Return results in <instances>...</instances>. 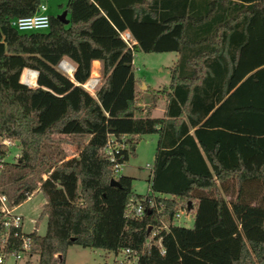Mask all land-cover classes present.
I'll list each match as a JSON object with an SVG mask.
<instances>
[{
	"label": "trees",
	"instance_id": "1",
	"mask_svg": "<svg viewBox=\"0 0 264 264\" xmlns=\"http://www.w3.org/2000/svg\"><path fill=\"white\" fill-rule=\"evenodd\" d=\"M40 2L0 0V141L19 146L17 159L1 162L0 187L15 184L19 202L39 180L44 198L45 230L30 234L37 259L26 264H65L71 244L135 251L124 264H264V0H67L66 23L48 14L45 30L9 24ZM138 51L177 54L167 85L146 88L165 98L162 118L134 116ZM61 58L74 65L71 77L56 69ZM94 60L100 80L91 95L78 84ZM24 68L37 72L34 87L19 82ZM149 133L157 135L154 207L144 202L141 218L126 219L128 198L141 195L127 175L109 184L101 150L108 136H123L124 162L134 137ZM77 135L87 139L75 157L46 151ZM4 152L0 143V159ZM179 208L191 212V226L169 224L153 238L159 244L144 246L147 228Z\"/></svg>",
	"mask_w": 264,
	"mask_h": 264
},
{
	"label": "rangeland",
	"instance_id": "2",
	"mask_svg": "<svg viewBox=\"0 0 264 264\" xmlns=\"http://www.w3.org/2000/svg\"><path fill=\"white\" fill-rule=\"evenodd\" d=\"M46 5V12L49 15L57 16L64 11V6L67 0H42ZM173 61V52H135L133 56V75L137 80L136 84H140V80L145 81L147 85L157 88L158 86L168 83V68ZM90 77V74H89ZM100 80V77L98 78ZM97 86V85H96ZM34 87V86H33ZM144 86L141 85V89ZM143 97L141 94L139 96ZM85 135H77L68 137V143H60L52 145L51 148L46 149L48 152L60 153L63 157L69 155L70 152H77L80 146L86 141ZM135 146L133 152L128 153L126 160L121 164L120 172L132 178L131 191L135 194L143 195L148 190V176L149 167H151L153 153L155 149L156 134H141L135 137ZM125 141V139H124ZM64 149L69 154H65ZM19 157V146L17 141L11 140V144L5 147L3 161H14ZM48 170L46 166H42L40 173ZM1 175V174H0ZM4 179H5V174ZM2 175V176H3ZM1 178V177H0ZM15 184L5 182L3 184V191L6 195L11 196L12 188ZM227 198L226 196H224ZM44 202V198L39 191L34 192L24 200H22L17 207V212L23 216V230L28 231L34 222L36 233L43 235L45 230V216L38 217L40 206ZM164 225L176 224L179 226L190 227L192 224L191 212H183L177 219H170L162 217ZM37 259V254H32L27 258H22L16 264H26L27 262H34ZM115 260H122L124 264L127 259L121 253L114 254L111 251H106L98 248L81 247L76 244L68 245L64 253L65 264H112ZM125 260V262H124ZM117 263V262H116ZM118 264V263H117ZM127 264H134V260H129Z\"/></svg>",
	"mask_w": 264,
	"mask_h": 264
},
{
	"label": "built area",
	"instance_id": "3",
	"mask_svg": "<svg viewBox=\"0 0 264 264\" xmlns=\"http://www.w3.org/2000/svg\"><path fill=\"white\" fill-rule=\"evenodd\" d=\"M9 24L14 27L17 31L20 32H29V31H40L45 30L48 27V14L46 12V5L43 2H40L33 13L30 15L13 18L9 21ZM120 39L124 42L127 48L131 49V46L135 43V40L130 36L127 31H122L119 34ZM56 69L67 77L72 76L74 71V65L72 62L65 58H61L57 64ZM34 74V83L36 80L37 72L32 69L24 68L22 69L19 82L28 86L33 87L35 85L30 84L28 78L31 74ZM91 79V91L86 86V82L78 84L89 94L93 95V91L98 84V77H88ZM89 80V79H88ZM0 143L7 147L11 144L9 139L3 138ZM126 147L124 142V137L119 136H108L102 147V153L105 159L110 163L111 175L115 179L121 168V164L118 159L122 157L121 150ZM65 154H69L66 149H64ZM69 155H65L64 158H71L77 155V152L69 151ZM3 158L0 159V169L1 162ZM49 170H44L39 174L40 179H44ZM36 188L30 192L24 193L25 198L37 191L39 186V180L35 181ZM149 189L141 197L130 196L125 204L123 211V217L126 219H139L143 216L145 212L144 202L147 204V211L154 207L153 195H148ZM24 200V199H23ZM22 201V200H21ZM14 202L11 196L6 195L3 191L0 190V264H16L22 258H27L31 256L32 253V239L30 234L33 232L36 234V228L34 222L32 221V227L25 231L23 230V216L17 212V207L20 202ZM155 212H158V209H155ZM183 212L187 211L184 208H179L174 212L171 219H177ZM148 236L144 240L143 245L149 246L151 244H159V239L153 240V238L158 234L160 230H167L162 221V217L158 219L157 226L148 227ZM117 253H121L125 257V260L129 257L135 258V251L128 248L119 250ZM124 260V261H125ZM118 264H122V260H115Z\"/></svg>",
	"mask_w": 264,
	"mask_h": 264
},
{
	"label": "crops",
	"instance_id": "4",
	"mask_svg": "<svg viewBox=\"0 0 264 264\" xmlns=\"http://www.w3.org/2000/svg\"><path fill=\"white\" fill-rule=\"evenodd\" d=\"M176 57H177V54L175 52H173V61H172V63L175 61ZM94 63L98 64L97 68L95 69L96 75L92 74V68H93V64ZM90 77H98V78L100 77V74H99V62L97 60L91 61V64H90ZM89 80H90V78H89ZM139 83L140 84H136L138 95L140 96L142 94L143 97H140L138 103L136 104L137 110L134 112V116L135 117H144L145 115H147L148 117H151V118H162V117H164V110H165V105H166L165 98L162 97V96H159V95L150 96V93L148 91H146V88L158 89V88H160L163 85L158 86L157 88H154V87H151L150 85H147L145 83V81H143V80H140ZM141 85L144 86L143 89H141ZM164 85L166 86L167 84H164ZM156 138H157V135H156ZM155 143H156V141H155ZM150 170H151V167H149V174H150ZM148 178H149V176H148ZM133 194H135V193H133ZM159 196H161V195H159Z\"/></svg>",
	"mask_w": 264,
	"mask_h": 264
},
{
	"label": "water",
	"instance_id": "5",
	"mask_svg": "<svg viewBox=\"0 0 264 264\" xmlns=\"http://www.w3.org/2000/svg\"><path fill=\"white\" fill-rule=\"evenodd\" d=\"M65 14H66V12H65V10H64L61 14L57 15L56 17H57L61 22L66 23V22H67V19L65 18ZM109 184H110V185H117V181H116L115 179L111 178V179L109 180ZM148 229H149V228H147V230H148Z\"/></svg>",
	"mask_w": 264,
	"mask_h": 264
},
{
	"label": "bare ground",
	"instance_id": "6",
	"mask_svg": "<svg viewBox=\"0 0 264 264\" xmlns=\"http://www.w3.org/2000/svg\"><path fill=\"white\" fill-rule=\"evenodd\" d=\"M91 79L90 80H88L87 82H86V86L88 87V89H90V91H91V87H90V85H91Z\"/></svg>",
	"mask_w": 264,
	"mask_h": 264
}]
</instances>
